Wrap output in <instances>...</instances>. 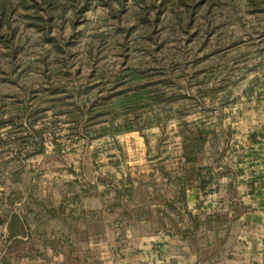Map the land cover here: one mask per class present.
<instances>
[{
    "label": "rangeland",
    "instance_id": "374dc122",
    "mask_svg": "<svg viewBox=\"0 0 264 264\" xmlns=\"http://www.w3.org/2000/svg\"><path fill=\"white\" fill-rule=\"evenodd\" d=\"M9 1L10 30L1 32L11 40L0 41L1 219L45 209L29 223L63 264H192L186 190L181 201L176 191L185 171L181 122L214 130L198 165L216 161L217 146L228 155L231 135L218 139L216 128H264V0H164L148 12L153 24L138 18L136 0H89L73 19L62 0L49 22L61 51ZM124 67L142 71L161 99L149 92L126 110L101 102Z\"/></svg>",
    "mask_w": 264,
    "mask_h": 264
},
{
    "label": "crops",
    "instance_id": "0c3cea01",
    "mask_svg": "<svg viewBox=\"0 0 264 264\" xmlns=\"http://www.w3.org/2000/svg\"><path fill=\"white\" fill-rule=\"evenodd\" d=\"M224 131L231 135L227 157L217 146L213 163L218 167L209 174L213 179L206 189L197 187L195 180V186L186 189L184 205L190 216L187 226L206 236L207 248L216 245L217 249L211 258H200L194 251L185 260L264 264V128H216L218 139V132ZM250 134H256L254 141ZM230 184L232 189L227 188ZM6 238V227L0 224V264H63V254L17 252L8 247Z\"/></svg>",
    "mask_w": 264,
    "mask_h": 264
},
{
    "label": "trees",
    "instance_id": "16d2710c",
    "mask_svg": "<svg viewBox=\"0 0 264 264\" xmlns=\"http://www.w3.org/2000/svg\"><path fill=\"white\" fill-rule=\"evenodd\" d=\"M68 1V5L71 7L72 19L76 17V14H79L83 9L87 7V3L89 0H66ZM77 1L81 2L82 6L77 9ZM104 5L109 6V0H100ZM120 1V0H119ZM140 5L141 11L138 12V18L143 22H150L153 24L151 20L148 19V12L151 7H158L160 5L165 4L164 0H160L159 2H155L156 0H150V2L146 0H136ZM163 1V2H162ZM180 4H185L188 0H177ZM18 5L20 6V11L22 12V18L34 27L36 30L41 32L42 37L52 42L57 49L61 51V47L57 45V39L55 36L49 35L50 24L49 22L55 16V13L59 11L62 13L64 11V5L62 0H18ZM14 6L10 3L9 0H0V41L5 43L10 42L11 36L9 32H1L2 29L10 30V13ZM170 9H174V4L169 3L168 6ZM73 25V22H71ZM115 82L118 84L117 88L114 89V92L109 96H103V101H109L112 108H120L122 110H126L125 108L133 106L136 103H139L143 99H148L150 95L149 92H152V101H156L161 99L156 88H148L151 84L150 82H141L144 78L143 72L132 68V67H124L115 75ZM89 99V98H88ZM146 101V100H143ZM101 105V104H99ZM74 106V105H73ZM34 110L32 113H34ZM91 111V110H89ZM91 113V112H89ZM125 120V119H124ZM124 128H132L129 127L128 124H124ZM182 130V157L179 158L182 164L185 167L184 174L177 179V188L179 196L178 199L181 201L184 198V191L194 185V181L197 180V187L206 189L209 183L211 182V178L209 174L212 172V164L215 158L204 157L203 162L198 165L199 155L204 152V145L210 139L211 134H213L214 130L211 128H187L188 123L185 121L181 122ZM36 133L35 131H33ZM256 135V134H254ZM254 135L250 134V139L254 141ZM166 174L163 172V175ZM208 175V179H204ZM168 179L169 174H166ZM228 189H232V185L230 184ZM210 190V188H209ZM12 203V201H11ZM166 204L169 206L174 205L173 200H166ZM50 211V210H49ZM33 212L34 214H32ZM45 209H37V210H20L19 213L12 212L6 215L5 219L2 220L0 217V224L2 226L5 225L7 231L6 241L8 243L9 248H14L17 252L21 250L31 249L33 253H47L49 251V245L45 237H43L42 232L36 233V229H33L30 225V221H35L32 219L35 217L37 219ZM210 215H207L204 220H209ZM199 218H194L196 220ZM200 221V220H199ZM183 233L187 236L190 235L192 240H194V244L196 245L195 251L198 253L200 258H211L216 252L217 246L214 245L213 248H207L206 236L201 234H197V230L194 228H190L186 226L183 229ZM26 238L23 239V238ZM49 253V252H48ZM53 253V252H52Z\"/></svg>",
    "mask_w": 264,
    "mask_h": 264
}]
</instances>
